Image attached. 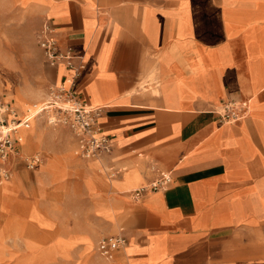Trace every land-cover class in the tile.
Returning <instances> with one entry per match:
<instances>
[{"label":"crops","instance_id":"obj_1","mask_svg":"<svg viewBox=\"0 0 264 264\" xmlns=\"http://www.w3.org/2000/svg\"><path fill=\"white\" fill-rule=\"evenodd\" d=\"M26 1L37 5L36 27L48 22L57 49H71L74 65L85 63L77 96L100 108L96 124L112 142L95 159L57 157L34 129L33 148L24 155H43L36 176L49 174L58 160L49 189L81 201L71 209L68 230L56 235L78 241L54 258L69 256L68 264H264V79L255 80L251 69L264 56L252 33H210L214 42H208L192 11L206 0ZM210 54L223 60L214 65ZM43 62L37 74L48 84ZM66 71L49 67L51 84ZM243 101L252 106L244 119H222L225 105ZM18 161L12 157L9 166ZM106 169L113 171L107 178ZM160 172L171 173L169 188L133 196L138 187H129L150 184ZM111 178L118 184L110 185ZM117 235L125 243L110 260L103 258L99 241Z\"/></svg>","mask_w":264,"mask_h":264},{"label":"rangeland","instance_id":"obj_2","mask_svg":"<svg viewBox=\"0 0 264 264\" xmlns=\"http://www.w3.org/2000/svg\"><path fill=\"white\" fill-rule=\"evenodd\" d=\"M206 2L204 7L195 4L192 11L196 15L197 26L207 32L208 42H214L210 33L227 37L247 28L246 30L252 33L255 40L253 44L257 48L255 50L264 56V24L259 23L264 21L263 2L254 0V4L250 6V2L243 5L240 0H224L221 7L215 6L212 0ZM37 10L36 4L27 5L26 0H0V102H9L16 109V114L20 117L17 125L29 111L43 106L50 97L52 81L48 77V70L49 67L55 66L49 65L42 53L39 57L36 54L38 49L41 51L38 34L42 26L36 27ZM209 58L214 65L223 60L218 54H210ZM42 62L43 74L49 81L48 84L37 74ZM251 69L254 71L255 80L264 79V60L252 64ZM190 70L197 71L193 68ZM223 76L225 74L220 77ZM209 78H215L214 74L207 75L206 79ZM60 99L62 101L56 98L54 100H58L57 102L64 106L66 103L64 97ZM251 110L252 106L249 113ZM49 115L56 118L54 122H49ZM62 119L65 120L62 113L52 109L49 113L44 111L17 129L14 135L19 141L18 153L20 149L26 153L33 148L31 135L36 129V139L52 155L69 154L75 159L90 160L80 156L77 138L70 126ZM33 157L38 158L39 162L31 168L29 161ZM17 159L15 156L14 160ZM18 160L17 167L7 165L8 178L0 179V184L3 183L0 189L3 194V196L0 194V264H68L69 256L58 259L54 257L65 254L78 240L56 235L68 230L69 214L74 206L81 204L80 198L70 197L67 191H62L61 195H58L49 189L57 179L56 173L60 167L58 160L49 174H41L39 177L35 172L44 163L41 153L32 152ZM125 172L122 174L124 175ZM112 173L113 171L106 169V178ZM69 178L70 176L65 177V181ZM140 181L129 189L137 187L139 189L142 184ZM47 182L49 183L46 185ZM109 183L118 184L115 179ZM9 184L10 188L7 191ZM136 190H132V193ZM6 191L8 194L4 196ZM37 210L53 217L56 225L50 226ZM60 219L63 228L57 224Z\"/></svg>","mask_w":264,"mask_h":264},{"label":"built area","instance_id":"obj_3","mask_svg":"<svg viewBox=\"0 0 264 264\" xmlns=\"http://www.w3.org/2000/svg\"><path fill=\"white\" fill-rule=\"evenodd\" d=\"M38 44L46 61L51 63L64 62L67 69L76 72L74 79L78 77L81 63L78 65L72 63L74 57L71 49H67L65 52H60L57 49L54 28L48 22H44L39 30ZM54 92V99L62 101L60 97H64L66 101L64 107H54L53 109L62 113L65 118L62 121H65L74 132L80 156L91 159L102 153H108L112 142L106 135L101 133L96 124L100 109L89 108L81 102L74 90L73 83L68 89H58ZM248 103L247 101L228 103L222 109V119L229 123L238 122L248 111ZM17 123V114L12 105L7 102H0V179L8 178L9 172L6 169L9 159L18 154L17 139L14 135ZM38 162L39 159L33 157L29 161V166L33 168ZM172 183L173 178L170 172H160L153 182L140 187L132 194L134 197L139 198L148 192L166 190ZM124 243L125 240L120 235L101 239L98 243V252L103 258L110 260L112 252Z\"/></svg>","mask_w":264,"mask_h":264},{"label":"bare ground","instance_id":"obj_4","mask_svg":"<svg viewBox=\"0 0 264 264\" xmlns=\"http://www.w3.org/2000/svg\"><path fill=\"white\" fill-rule=\"evenodd\" d=\"M84 59V56L82 55V60ZM85 60V59H84ZM83 60V61H84ZM49 65L51 66H55L57 68H61V69H65L66 66L65 64L61 63V62H56V63H51L49 61H46ZM86 70V65L85 63H83L81 61V68H80V71H79V75L76 79H74V76L76 74V72L74 71H66L65 72V75L63 77V79L61 81H59L58 83L56 84H52L50 86V97H49V100L41 107H39L38 109L34 110V111H29L28 115L26 114V117L23 118V120L21 122H19V125L16 126L17 129H20L21 127H23L26 123H28L32 118L34 117H38V115L42 114L44 111L46 113H49L50 111H52V109L54 107L56 108H61V107H64L62 106L59 102L55 101L54 100V96H55V92L56 90L58 89H68L71 84L73 83L74 84V90L76 91L75 87L79 81V79L81 78L82 74L84 73V71ZM89 108H95V109H100L99 107H94L92 105H87ZM13 107V106H12ZM14 108V107H13ZM251 108V104L249 103V110ZM15 109V108H14ZM16 110V109H15ZM249 110L248 112L245 114V116L249 113ZM245 117H243L242 119H244ZM17 119H20L19 116H17ZM48 120L50 123L54 122L55 121V118L53 115H49L48 116ZM98 128H99V125H98ZM16 129V130H17ZM100 129V128H99ZM101 131V129H100ZM105 135V134H104ZM17 144L19 146V141H17ZM25 153L20 149V153L17 154V158L20 159L22 157H24ZM10 163V162H9ZM8 163V165H9Z\"/></svg>","mask_w":264,"mask_h":264}]
</instances>
